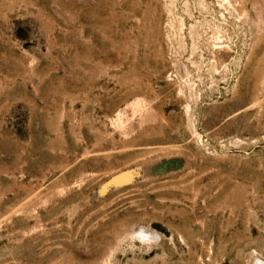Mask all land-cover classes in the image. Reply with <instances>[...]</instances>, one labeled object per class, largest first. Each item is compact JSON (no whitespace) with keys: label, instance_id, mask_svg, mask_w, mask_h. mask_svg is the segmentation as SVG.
<instances>
[{"label":"rangeland","instance_id":"374dc122","mask_svg":"<svg viewBox=\"0 0 264 264\" xmlns=\"http://www.w3.org/2000/svg\"><path fill=\"white\" fill-rule=\"evenodd\" d=\"M0 264H264V0H0Z\"/></svg>","mask_w":264,"mask_h":264}]
</instances>
